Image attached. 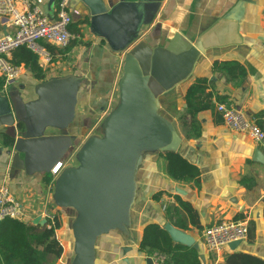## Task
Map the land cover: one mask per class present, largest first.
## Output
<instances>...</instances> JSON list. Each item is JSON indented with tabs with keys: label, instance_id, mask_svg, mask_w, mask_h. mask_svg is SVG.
Listing matches in <instances>:
<instances>
[{
	"label": "crops",
	"instance_id": "1",
	"mask_svg": "<svg viewBox=\"0 0 264 264\" xmlns=\"http://www.w3.org/2000/svg\"><path fill=\"white\" fill-rule=\"evenodd\" d=\"M70 5L80 11L70 25L80 37L66 48L52 45L50 63L38 58L43 78L22 63L20 77L0 92V103L9 108L0 111V184L22 203V221L28 225H35L38 216L60 213L56 237L63 254L53 264H71L67 246L73 243L75 211L54 204L51 170L58 162H63L60 172L76 165L78 150L115 108L125 58L139 46L157 51L160 73L167 75L161 80L170 86L159 98V113L184 142L183 155L200 169V183L172 179L160 152L145 153L128 232L99 237L95 264H150L149 255L138 250L143 229L149 223H170L166 208L179 207L176 195L191 204L203 228L240 214L255 224L253 241L246 238L234 250L225 246L210 252L202 232L180 209L190 228L184 231L199 242L206 264H225L234 251L264 260V147L231 130L216 109L217 102L229 101L264 130V0H98V14L83 0H70ZM53 8L47 10L50 16ZM11 29L6 23L0 32ZM228 60L246 69L239 86L212 71L215 62ZM200 77L209 79L206 94L212 107L199 112L201 133L195 137L187 134L184 121L186 93ZM222 96L226 99L219 101ZM243 178L250 182L241 185ZM158 192L159 200L153 198Z\"/></svg>",
	"mask_w": 264,
	"mask_h": 264
},
{
	"label": "water",
	"instance_id": "2",
	"mask_svg": "<svg viewBox=\"0 0 264 264\" xmlns=\"http://www.w3.org/2000/svg\"><path fill=\"white\" fill-rule=\"evenodd\" d=\"M83 1L90 5L93 14H98L94 8L98 0ZM54 2L49 0L46 10ZM123 69L119 99L102 122L103 134L90 136L76 154L78 163L65 168L53 179L54 204L75 211L71 225V264H95L99 237L111 231L128 232L137 196V173L145 153L171 151L183 155L184 142L159 113V98L170 86L161 80L167 75L160 73L157 51L136 47L126 56ZM0 111L8 112V104L0 103ZM176 190L184 193L179 188ZM46 223L47 219L41 216L33 220L35 225ZM164 229L174 242L201 250L190 233L169 222ZM241 243L242 240H237L228 246L234 250ZM200 258L206 264L204 253Z\"/></svg>",
	"mask_w": 264,
	"mask_h": 264
},
{
	"label": "trees",
	"instance_id": "3",
	"mask_svg": "<svg viewBox=\"0 0 264 264\" xmlns=\"http://www.w3.org/2000/svg\"><path fill=\"white\" fill-rule=\"evenodd\" d=\"M46 46L51 52H54V46L51 44H46ZM12 62L18 65L24 63L37 78L44 76L38 64V56L26 46L18 47L13 51ZM212 71L224 74L228 81L237 86L246 77L245 67L235 60L215 62ZM208 81L209 79L206 77L197 78L187 90L184 121L188 128V135L195 137L200 135L201 127L198 114L212 107L210 96L206 94ZM0 87H2V82ZM218 99L223 101L226 96ZM7 141L13 143L14 138L7 137ZM161 155L167 161V172L172 179L199 185L200 169L186 157L171 151L163 152ZM50 181L51 177L48 176L46 182L49 183ZM248 182H250L249 178H243L240 184L245 185ZM161 195V192L155 193L153 198L159 200ZM176 198L179 207L166 208V215L170 223L176 228L190 230L181 216L180 209H183L190 217L191 224L201 233L204 228L196 220V214L191 204L183 201L178 195ZM175 217L176 220L173 219ZM245 219L246 216L240 214L235 216L233 220L245 221ZM247 224V240L251 242L255 237V224L253 221H249ZM61 225L62 220L58 211L53 214V220L48 219L44 226L28 225L18 219L5 218L0 222V264H53L63 254V245L56 237V231L60 229ZM138 250L146 255L153 252L163 253L167 256V264H203L200 258L203 253L202 250L174 242L160 223H149L144 227ZM225 264H264V260L250 253L234 251L226 257Z\"/></svg>",
	"mask_w": 264,
	"mask_h": 264
},
{
	"label": "built area",
	"instance_id": "4",
	"mask_svg": "<svg viewBox=\"0 0 264 264\" xmlns=\"http://www.w3.org/2000/svg\"><path fill=\"white\" fill-rule=\"evenodd\" d=\"M48 1L0 0V28L6 23L12 28L9 32H0V92L24 71L23 65L13 63L9 57L15 49L26 46L42 63H50L51 51L42 41L66 48L73 39L80 37L70 30L73 16L80 11L70 5V0H55L52 5L54 14L50 16L45 7ZM216 109L231 130L248 134L264 147V130L233 103L217 102ZM62 168L63 162H58L51 173L56 177ZM24 215V207L13 191L7 185L0 184V222L5 218L22 221ZM46 217L53 220V214H47ZM247 234V222L233 219L213 223L202 230L203 241L210 252H218L230 242L244 240ZM149 258L150 264H167V256L163 253L153 252Z\"/></svg>",
	"mask_w": 264,
	"mask_h": 264
},
{
	"label": "rangeland",
	"instance_id": "5",
	"mask_svg": "<svg viewBox=\"0 0 264 264\" xmlns=\"http://www.w3.org/2000/svg\"><path fill=\"white\" fill-rule=\"evenodd\" d=\"M95 134H97L98 136H101L103 134V130H102V126H99V129L97 130V132H95ZM76 164L78 163L77 160L75 159ZM75 217V216H74ZM74 219V218H73ZM73 222V221H72ZM72 225V224H71ZM189 233V232H188ZM68 247V253L71 252L72 254H70V256H73V243L67 246ZM72 258V257H71Z\"/></svg>",
	"mask_w": 264,
	"mask_h": 264
}]
</instances>
